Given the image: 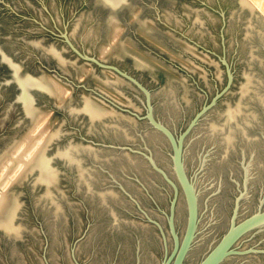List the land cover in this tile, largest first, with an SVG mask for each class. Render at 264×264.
<instances>
[{
	"label": "water",
	"instance_id": "95a60500",
	"mask_svg": "<svg viewBox=\"0 0 264 264\" xmlns=\"http://www.w3.org/2000/svg\"><path fill=\"white\" fill-rule=\"evenodd\" d=\"M0 264H264L252 1L0 0Z\"/></svg>",
	"mask_w": 264,
	"mask_h": 264
},
{
	"label": "rangeland",
	"instance_id": "374dc122",
	"mask_svg": "<svg viewBox=\"0 0 264 264\" xmlns=\"http://www.w3.org/2000/svg\"><path fill=\"white\" fill-rule=\"evenodd\" d=\"M264 15V0H250Z\"/></svg>",
	"mask_w": 264,
	"mask_h": 264
},
{
	"label": "bare ground",
	"instance_id": "6f19581e",
	"mask_svg": "<svg viewBox=\"0 0 264 264\" xmlns=\"http://www.w3.org/2000/svg\"><path fill=\"white\" fill-rule=\"evenodd\" d=\"M257 1V0H256Z\"/></svg>",
	"mask_w": 264,
	"mask_h": 264
}]
</instances>
